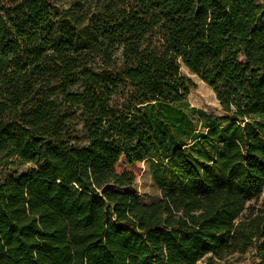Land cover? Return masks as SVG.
Returning a JSON list of instances; mask_svg holds the SVG:
<instances>
[{
    "label": "trees",
    "instance_id": "1",
    "mask_svg": "<svg viewBox=\"0 0 264 264\" xmlns=\"http://www.w3.org/2000/svg\"><path fill=\"white\" fill-rule=\"evenodd\" d=\"M145 161L150 203L126 189ZM22 165L0 264H264V0H0V166Z\"/></svg>",
    "mask_w": 264,
    "mask_h": 264
},
{
    "label": "rangeland",
    "instance_id": "2",
    "mask_svg": "<svg viewBox=\"0 0 264 264\" xmlns=\"http://www.w3.org/2000/svg\"><path fill=\"white\" fill-rule=\"evenodd\" d=\"M58 7H67L69 0H51ZM181 72L192 83L193 87L187 96V100L191 106L201 108L209 113L221 115L220 106L216 100L213 91L203 83L196 75L190 73L186 68L182 67ZM78 135H81V126L77 127ZM29 165L22 166H0V182L7 181L17 177L23 173ZM110 188H114L112 185ZM134 193L137 200L141 203H150L158 200L161 196V190L155 185L151 179V173L148 161L142 163L141 171L136 175V178L131 186L126 188ZM261 199H264V188L262 190ZM253 252L248 251L243 254L235 253L224 259H209L205 257L197 264H253L255 258Z\"/></svg>",
    "mask_w": 264,
    "mask_h": 264
}]
</instances>
